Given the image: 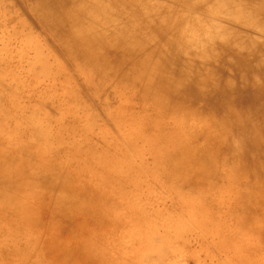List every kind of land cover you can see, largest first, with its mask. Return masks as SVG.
<instances>
[{
    "label": "rangeland",
    "instance_id": "1",
    "mask_svg": "<svg viewBox=\"0 0 264 264\" xmlns=\"http://www.w3.org/2000/svg\"><path fill=\"white\" fill-rule=\"evenodd\" d=\"M226 1L0 0V264H264V168L239 161L251 133L209 126L201 99L171 108L120 79L203 22L264 42L252 12L236 19ZM92 6L106 9V34L146 38L108 51L117 71L64 51L65 36L46 25L50 13ZM81 22L71 29L88 33ZM221 40L191 59L214 58Z\"/></svg>",
    "mask_w": 264,
    "mask_h": 264
},
{
    "label": "bare ground",
    "instance_id": "2",
    "mask_svg": "<svg viewBox=\"0 0 264 264\" xmlns=\"http://www.w3.org/2000/svg\"><path fill=\"white\" fill-rule=\"evenodd\" d=\"M29 1L31 2V0ZM198 1L204 3L206 0ZM123 3H119L120 5L117 7L116 12L113 13V17H117L126 11ZM226 4L230 15L236 19L240 18L241 9L247 7L252 12V15L246 17L248 18L247 22H251L249 26H258L264 30V0H227ZM174 8H177V5ZM179 11L183 13L182 8ZM104 12H106V9L103 6H97L96 9L93 7L91 11L67 8L60 11L59 16L50 13L49 20L51 24L47 22L46 25H49L53 30L52 32L65 36L64 51L67 49L66 46L71 44L76 51H81L78 52L81 57L87 54L85 60L89 61L98 57L102 60L110 61L113 65L107 69V72L113 71L114 68L117 71L119 64L117 65L115 58L112 60L110 59L111 57L108 58V51L114 48V51H118L119 55H121L122 45H131L129 34L126 31L128 28L110 35L106 34L105 31L108 30V27L104 24H98L100 19L103 18V14L105 15ZM169 16H171L170 12L161 14L157 18L160 24L154 26L151 31L156 33L162 27L165 28L166 20ZM208 16L211 20L214 17V15ZM79 18H81L84 28L87 27L88 33L71 29L73 23L75 24ZM204 21L209 20L204 19ZM212 21H210L209 27H206L203 22L202 27L192 29L190 34L187 35V39L183 36H177L175 39L167 41L165 46L157 49L148 60L132 66L133 68L129 73L120 74V79L125 81L126 85L131 89L141 92L143 95L144 93H150L155 98L154 102L166 104L171 108L185 107L190 109L192 102L197 99L206 102L208 105L206 116L209 126L221 124L226 129L248 130L251 133L250 138L239 142V147L241 148L239 161L250 168L251 166L264 168V42L260 41L259 38H250L227 28L224 29V34L223 32L218 33L215 30L216 27L211 24ZM69 26L70 28H68ZM183 29L181 30L184 33ZM217 35L222 36V40L217 43L216 47L211 48L214 58L207 55L205 50H202L204 52H200L199 58L193 61L191 53L195 51H191V49L211 42L213 37L215 38ZM145 41L146 38L143 37L140 43H133L131 47L135 46L137 48L144 44ZM89 51H92V53L90 54ZM97 52L103 54V56L101 54H98L100 55L98 56ZM215 123L216 125H214ZM176 148L174 151H176ZM248 152H253L250 157L247 155ZM7 169L9 170V168ZM261 173L263 174L264 171L261 170ZM16 190L14 187L11 192L14 193L13 191H15L16 195L21 192H16ZM8 206L16 207L15 203L8 204ZM3 210V208H0V212Z\"/></svg>",
    "mask_w": 264,
    "mask_h": 264
}]
</instances>
